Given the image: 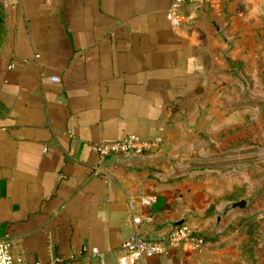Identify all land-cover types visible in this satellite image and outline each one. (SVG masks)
<instances>
[{"label": "crops", "instance_id": "obj_1", "mask_svg": "<svg viewBox=\"0 0 264 264\" xmlns=\"http://www.w3.org/2000/svg\"><path fill=\"white\" fill-rule=\"evenodd\" d=\"M168 5L0 0V238L25 263L114 261L147 216V238L184 223L206 264H246L234 204L264 178L263 0H222L187 28ZM130 134L161 142L99 160L96 144ZM202 259L181 245L135 264Z\"/></svg>", "mask_w": 264, "mask_h": 264}, {"label": "built area", "instance_id": "obj_2", "mask_svg": "<svg viewBox=\"0 0 264 264\" xmlns=\"http://www.w3.org/2000/svg\"><path fill=\"white\" fill-rule=\"evenodd\" d=\"M222 0H169V5L164 11V19L172 27H191L194 26L200 13L207 11H219ZM49 80L55 82L53 76ZM161 142L160 135L151 137H141L130 134L120 140L112 142H101L96 144L94 151L100 161H113L119 156L134 157L153 152ZM94 175H106L99 168H93ZM142 203L149 204L151 197L141 198ZM148 222L149 217H145ZM141 218L133 217L131 220L134 226L131 234L120 244L121 253L114 261L99 260L98 264H135L143 258L162 254L167 248L186 245L190 249H201L204 246L202 238L187 224L180 223L175 225L170 232L157 238H147L139 234L136 230ZM83 251H87L83 247ZM91 255L97 254L96 248L88 250ZM0 264H27L18 256H15L11 249V243L7 237L0 238ZM33 264H40L34 262Z\"/></svg>", "mask_w": 264, "mask_h": 264}, {"label": "rangeland", "instance_id": "obj_3", "mask_svg": "<svg viewBox=\"0 0 264 264\" xmlns=\"http://www.w3.org/2000/svg\"><path fill=\"white\" fill-rule=\"evenodd\" d=\"M264 6V0H263ZM264 15V12L262 13ZM259 45L263 49L262 54V71L261 78L264 80V20L261 22V30ZM262 107V124L261 127L264 129V103ZM246 209L245 215V238H246V254L250 255L246 264H264V178L256 185L255 189L252 190L245 196V205L242 207ZM194 232L202 238L204 246L201 249H192L195 253L202 256L201 264H206L205 249L206 239L204 233H201L195 229ZM256 254V258L252 256Z\"/></svg>", "mask_w": 264, "mask_h": 264}, {"label": "water", "instance_id": "obj_4", "mask_svg": "<svg viewBox=\"0 0 264 264\" xmlns=\"http://www.w3.org/2000/svg\"><path fill=\"white\" fill-rule=\"evenodd\" d=\"M243 205H244V201L243 200H240V201H238V202H236L234 204V206H236V207H242Z\"/></svg>", "mask_w": 264, "mask_h": 264}]
</instances>
